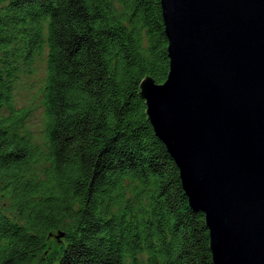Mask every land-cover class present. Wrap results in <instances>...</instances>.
Listing matches in <instances>:
<instances>
[{
  "label": "trees",
  "instance_id": "1",
  "mask_svg": "<svg viewBox=\"0 0 264 264\" xmlns=\"http://www.w3.org/2000/svg\"><path fill=\"white\" fill-rule=\"evenodd\" d=\"M168 44L161 0H0V264H214L140 93ZM44 48L38 140L15 89Z\"/></svg>",
  "mask_w": 264,
  "mask_h": 264
},
{
  "label": "water",
  "instance_id": "2",
  "mask_svg": "<svg viewBox=\"0 0 264 264\" xmlns=\"http://www.w3.org/2000/svg\"><path fill=\"white\" fill-rule=\"evenodd\" d=\"M161 3L169 73L140 84L149 119L214 264H264V0Z\"/></svg>",
  "mask_w": 264,
  "mask_h": 264
},
{
  "label": "rangeland",
  "instance_id": "3",
  "mask_svg": "<svg viewBox=\"0 0 264 264\" xmlns=\"http://www.w3.org/2000/svg\"><path fill=\"white\" fill-rule=\"evenodd\" d=\"M47 74V49L42 56L36 57L29 72L24 73L16 82L15 101L20 108L28 110L26 125L39 140L45 127V112L42 105L43 87ZM2 203V201L0 202ZM58 232L50 237L49 254H57L62 246Z\"/></svg>",
  "mask_w": 264,
  "mask_h": 264
}]
</instances>
